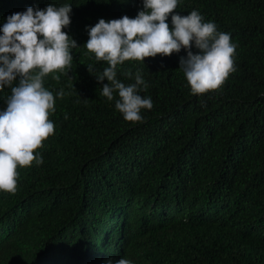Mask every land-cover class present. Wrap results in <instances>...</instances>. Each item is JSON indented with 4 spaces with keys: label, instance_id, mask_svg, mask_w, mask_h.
Instances as JSON below:
<instances>
[{
    "label": "trees",
    "instance_id": "trees-1",
    "mask_svg": "<svg viewBox=\"0 0 264 264\" xmlns=\"http://www.w3.org/2000/svg\"><path fill=\"white\" fill-rule=\"evenodd\" d=\"M24 4L0 264H264V0Z\"/></svg>",
    "mask_w": 264,
    "mask_h": 264
},
{
    "label": "clouds",
    "instance_id": "clouds-1",
    "mask_svg": "<svg viewBox=\"0 0 264 264\" xmlns=\"http://www.w3.org/2000/svg\"><path fill=\"white\" fill-rule=\"evenodd\" d=\"M7 3L12 0H2ZM31 10L28 4L9 9L8 13L0 18V62L9 69L10 74L0 79V86L17 82L20 72L27 60L32 57L37 46L30 44L29 38H23L19 33V18L14 14H26ZM1 90H3L1 88ZM7 92V91H6ZM6 93H4L5 96ZM7 139L5 130L2 129V119L0 117V145ZM0 146V149L2 148Z\"/></svg>",
    "mask_w": 264,
    "mask_h": 264
}]
</instances>
